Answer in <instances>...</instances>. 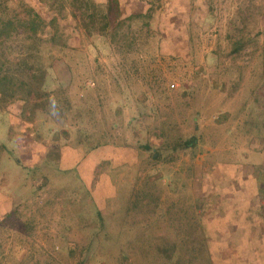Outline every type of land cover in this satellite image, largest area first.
<instances>
[{
    "label": "rangeland",
    "instance_id": "1",
    "mask_svg": "<svg viewBox=\"0 0 264 264\" xmlns=\"http://www.w3.org/2000/svg\"><path fill=\"white\" fill-rule=\"evenodd\" d=\"M85 1L54 0L55 42L30 33L51 16L42 1L0 0V23L27 18L6 54L39 50L48 94L0 105V264H78L84 252V264H138L115 257L143 219L153 248L189 219L214 264L225 253L224 264H264V0H151L152 17L126 21L115 42L85 32ZM109 2L112 22L150 0Z\"/></svg>",
    "mask_w": 264,
    "mask_h": 264
},
{
    "label": "trees",
    "instance_id": "2",
    "mask_svg": "<svg viewBox=\"0 0 264 264\" xmlns=\"http://www.w3.org/2000/svg\"><path fill=\"white\" fill-rule=\"evenodd\" d=\"M46 6L48 12L51 16L42 21L41 28H33L30 30V33L35 37L39 38V34L45 33L47 41H59V36L57 33L58 30V21L63 19L65 16L62 15L60 8H53L55 4L54 0H40ZM61 1V0H58ZM115 4L116 0H113ZM149 1V0H147ZM60 3V2H59ZM58 3V5H59ZM146 11L142 14L129 15L125 18H121L120 14L116 12L114 21L110 22L108 18V12L111 9V3L109 0L105 4V9L100 5L95 6L92 0L85 1V11L82 16L83 27L87 34H93L94 31L99 34H107L112 42L117 40V37H125V32H121L122 36L119 34L121 26L128 20L132 18H139L147 20L152 17L155 7L153 2L150 0ZM118 5L116 6V11H118ZM33 12V16H34ZM26 17H21L19 19H10L2 20L0 23V105L4 106L9 103H12L16 100H21L24 102H32L34 99L37 100L39 97L47 96L45 92V70L46 66L43 64L42 56L37 49L19 50L17 53L18 56L9 58L6 54L5 46H3L4 37L6 34L12 33L17 27L25 28L24 24L26 22ZM99 23V26H95ZM128 26V25H127ZM126 26V27H127ZM45 28H49L44 30ZM8 38V37H6ZM19 49H22L20 47ZM26 52V53H25ZM25 53V54H24ZM21 54V55H19ZM47 99V98H46ZM43 107L44 103H39ZM196 139L194 136H191L185 140H173V145L171 146L172 151L170 156L166 159L171 161L175 158L176 154L180 151H185L188 148H191L195 145ZM164 144V142H163ZM163 144L159 145L155 151L156 154L153 158L158 159L159 153L158 149L162 150ZM166 146V145H165ZM150 201H156V198H151ZM147 203V202H145ZM138 205L131 204L129 207L130 214L133 215V211L137 209ZM128 212V213H129ZM95 215L100 220L99 229L103 227L102 224V214L98 208L95 209ZM137 217L134 218L136 220ZM194 220V219H193ZM185 221V220H184ZM133 224L136 225V230L133 231L132 228L135 225L131 224L129 227L132 231V235L127 233L126 243L127 249L118 250L116 257L120 259L129 258V255L136 256L138 264H214L211 258V251L207 245V241L202 232L201 225L196 221H185L183 225L180 224L179 232L177 238L174 240L173 244L168 248H153V244L149 239H143L144 231L148 222L143 220L134 221ZM141 228H138V226ZM175 234V235H176ZM99 236V233L88 234L86 239V247L92 244L94 236ZM60 242V241H59ZM151 242V243H150ZM154 242V241H153ZM59 243L61 249L66 250L64 245ZM65 243V240L63 241ZM135 250V251H133ZM125 254V255H124ZM129 254V255H128ZM96 254L91 255V258L88 260L94 262V264H111L106 262L105 257ZM87 257V252L83 253L82 258H80L78 264H84V259ZM227 262L230 260V255L225 253ZM137 264V263H132Z\"/></svg>",
    "mask_w": 264,
    "mask_h": 264
},
{
    "label": "crops",
    "instance_id": "3",
    "mask_svg": "<svg viewBox=\"0 0 264 264\" xmlns=\"http://www.w3.org/2000/svg\"><path fill=\"white\" fill-rule=\"evenodd\" d=\"M225 204V214H226V216H228L229 215V218H231V220L233 219L232 217H238L237 216V213H235L234 211L232 212L231 210L229 211V210H227L228 208H230V205H227V203H224ZM231 209H233V208H231ZM240 225H242V223H239ZM227 225V224H226ZM220 232H223L224 230H226L225 228H223L222 226H219V229H218ZM247 231V230H246ZM248 233V232H247ZM247 238H249V234H247V236H246ZM242 254V253H241ZM221 256L223 257L224 256V253L222 252L221 253ZM214 257V256H213ZM224 258H225V256H224ZM215 264H217L218 262L219 263H221V264H224V262L226 261V259H225V261H224V259H222V260H219L218 258H215ZM241 262V261H240ZM241 263H244L243 261L241 262ZM245 264H248V262L247 263H245Z\"/></svg>",
    "mask_w": 264,
    "mask_h": 264
}]
</instances>
